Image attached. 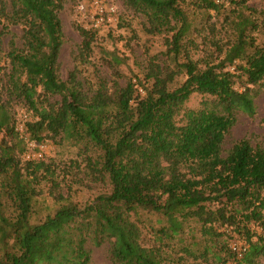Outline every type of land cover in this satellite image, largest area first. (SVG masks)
Returning <instances> with one entry per match:
<instances>
[{
    "label": "trees",
    "instance_id": "trees-1",
    "mask_svg": "<svg viewBox=\"0 0 264 264\" xmlns=\"http://www.w3.org/2000/svg\"><path fill=\"white\" fill-rule=\"evenodd\" d=\"M185 1L123 0L143 17L146 34L164 36L163 54L170 62L150 58L142 78L123 84L112 79L110 85L98 78L92 89L77 69L66 79L60 76L64 0H10L9 9L0 0V59L8 60L6 70L0 64L8 98H0V264H88L87 244L105 241L111 264H194L187 260L195 256L190 246L172 256L169 245L189 220L199 223L207 240L220 243L219 263L260 264L264 148L241 138L223 155L222 144L239 112L256 113L253 86L264 87V42H257L253 32H264V10L247 6L246 0H196L214 14L225 8L223 22L230 32L222 42L212 40L209 46L215 49L194 60L188 46L197 44L188 35L192 21ZM9 25L21 26V42L12 34L4 50ZM77 29V57L87 58L99 29ZM180 75L184 78L176 83ZM194 92L204 96L199 107H184ZM15 98L32 112L25 121L29 139L59 138L92 148L97 155H86L85 166L109 190L83 206L62 203L33 222L42 182L55 200L63 196L56 191L55 159L21 160L25 145L8 103ZM139 210L163 219L149 245L143 243ZM235 235L247 245L241 257L228 244Z\"/></svg>",
    "mask_w": 264,
    "mask_h": 264
},
{
    "label": "rangeland",
    "instance_id": "rangeland-1",
    "mask_svg": "<svg viewBox=\"0 0 264 264\" xmlns=\"http://www.w3.org/2000/svg\"><path fill=\"white\" fill-rule=\"evenodd\" d=\"M3 1H5L9 9L10 0ZM80 1L64 0V6L60 11L63 42L59 62L60 76L63 79L68 77L70 71L77 69V73L84 81L86 88L90 87L93 89L98 78L110 80L108 85L111 84L112 79H118L123 84L129 78H142L147 61L150 58H157V61L160 62H170V59L163 54L166 49L163 42L164 36L146 34L143 29V17L126 8L123 0H111L116 7V20L110 25H102L98 28L99 31L94 35L89 55L87 58L78 59L77 52L81 36L77 26L87 27L89 18L78 10L77 6ZM195 1L186 0L183 4L192 21L191 32L188 35L197 44V46L192 44L188 46L191 58L194 60L204 57L208 50L215 49V46H209L212 40L215 39L222 42L229 36L230 32V27L223 22L224 16L228 13L227 10H224L225 8L214 14L212 10L207 12L199 8ZM245 3L257 11L264 10V0H246ZM255 15L257 19H260L258 14ZM21 32V26L9 25L8 32L3 35V49H7V41L12 34L15 35L13 36L15 42L20 44L19 37ZM253 34L256 36L257 42H264L263 31L253 32ZM214 55L216 53L212 54V56ZM0 64L6 65L4 69L6 70L8 67L7 58L1 57ZM183 78L184 75H180L176 83H180ZM4 83L5 75L1 72L0 98L7 100ZM140 92H143V90L141 89ZM203 98L202 94L194 92L185 101L184 107L197 108ZM253 98L256 113L253 117H248L241 112L237 114L235 124L224 136L222 144L223 155L227 153V150L231 148L234 142L241 138H247L252 146L264 148V87L260 85L253 86ZM8 103L16 125L18 121L20 122V120L24 119V114L27 115L28 119L33 117L32 112L27 109L22 101L15 98L8 100ZM177 120L179 122L182 121V114L177 116ZM1 136L2 134H0V138ZM41 142L44 145L43 159H55L57 161L56 170L60 185L56 191L60 192L63 200H55L48 192L49 184L42 182L40 185L41 193L34 198L33 202L31 215L33 222H38L47 214L53 213L62 203L70 201L78 206H83L87 202H91L99 193L109 190L105 183L95 180L85 166L86 155H97V152L92 148H82L81 144H72L68 140H60L59 138L46 137ZM23 152L20 155L22 161L25 160ZM138 216L141 219L140 226L142 228L143 243L146 245L154 243V229L163 223L162 216L146 210H139ZM199 227V223L193 220L185 222L183 232L171 240L169 244L170 249L174 248L171 255H182L184 252L181 247L188 245L195 251V256L187 257L188 261L194 264H221L215 257L217 243L213 244L210 240H207V237L200 232ZM232 242L242 241L235 235L228 240V244L230 245ZM109 246L110 243L108 241L98 246L87 244L91 252V259L88 264H111ZM207 246L209 250L206 249ZM259 262L264 264V257H261ZM227 264H231V262Z\"/></svg>",
    "mask_w": 264,
    "mask_h": 264
},
{
    "label": "built area",
    "instance_id": "built-area-1",
    "mask_svg": "<svg viewBox=\"0 0 264 264\" xmlns=\"http://www.w3.org/2000/svg\"><path fill=\"white\" fill-rule=\"evenodd\" d=\"M77 8L81 13L89 17L86 26L92 29H98L102 25H110L116 20V7L111 0H81ZM23 116L24 119L20 120V122L18 121L17 125H15V130L20 134V137H23L25 145L24 159H43L44 145L42 142H35L29 139L25 132V121L28 118L25 114ZM229 247L237 257H241L247 245L244 242H232Z\"/></svg>",
    "mask_w": 264,
    "mask_h": 264
}]
</instances>
